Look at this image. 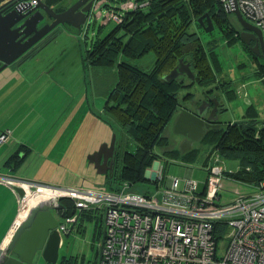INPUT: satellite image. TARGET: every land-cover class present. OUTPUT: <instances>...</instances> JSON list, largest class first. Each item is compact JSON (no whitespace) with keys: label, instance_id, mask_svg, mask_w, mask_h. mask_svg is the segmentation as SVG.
<instances>
[{"label":"rangeland","instance_id":"374dc122","mask_svg":"<svg viewBox=\"0 0 264 264\" xmlns=\"http://www.w3.org/2000/svg\"><path fill=\"white\" fill-rule=\"evenodd\" d=\"M75 1L66 0L65 6ZM137 1L139 0H103L95 8L93 18L81 31L67 25L57 27L38 44L36 51L21 59L19 68L18 64L12 65L0 74V77L8 76L12 81V88H15L11 91L14 97L7 100H1L0 97V109L4 104L0 114V130H10V127L19 130L27 137L28 146L34 149L32 152L30 147L24 148L21 153L23 163L18 170L20 177H15L58 187L111 190L107 177L98 174L94 165L89 163V156L99 150L102 142L109 139V142L112 141V132L117 133L120 139L123 138L122 129L110 121L104 110L110 93L118 83L121 56L115 63L101 66L97 63V58L92 61L89 55L96 49L98 42L107 39L118 27L113 13L123 14L127 12L124 10L126 6ZM137 5L138 9H145L149 4ZM230 18L237 21L233 15ZM189 31L198 33L206 50L213 52L218 59V81L206 87L196 84L183 89L179 95V110H190L206 97H217L227 109L219 114L223 126L243 121L251 109L250 105H253V116L259 120L264 119V72L261 68L264 67V57L250 52L241 38L229 44L225 27L224 31L216 27L214 31L205 32L195 21ZM124 61L143 71H149L155 64L156 56L150 52L141 58ZM209 91V95H206L205 92ZM189 93L194 95L193 102L184 101ZM175 122L174 118L164 132L168 144L156 149L160 158L148 169L152 170L158 163L164 166V182L158 187L153 180H148L133 187V192L155 195L171 178H178L180 189L183 190L188 171H193L192 179L198 182L199 192L205 187L209 176L205 164L212 147L209 144L200 146L197 142L195 147L200 146L202 151L193 160H184L180 155L167 157V152L182 153L185 144L184 136L175 131ZM111 125L115 130H112ZM124 141L125 150L135 152L136 144L125 138ZM1 146L0 156L3 154ZM211 164H215V160L207 163ZM219 165L225 166L229 173L222 184L223 202H232L256 191L254 186L233 178V173L240 168L238 159L221 156ZM54 215L61 224L76 222L78 219L77 215L64 218L57 211H54ZM84 221L82 233L73 232L68 238H64L59 261L64 256L71 255L76 259V264H100L101 218L97 220L84 217ZM217 247L218 257L222 258L228 243L220 240ZM35 264H46L40 253Z\"/></svg>","mask_w":264,"mask_h":264},{"label":"trees","instance_id":"16d2710c","mask_svg":"<svg viewBox=\"0 0 264 264\" xmlns=\"http://www.w3.org/2000/svg\"><path fill=\"white\" fill-rule=\"evenodd\" d=\"M45 2L62 10L61 5L63 6L66 0ZM137 2L149 5L145 9L117 13L122 18V23H117L115 31L104 41L98 42L96 49L89 55L92 61L97 58V63L101 66L113 64L121 56L118 64V83L110 93L104 108L110 121L118 125L123 133V138H119L118 141L116 170L112 175L106 176L111 190H118L125 183L135 187L148 181L146 179L148 169L160 158L156 149L168 144L164 132L181 112L180 92L196 84L206 87L218 81L216 73L218 59L213 52L209 53L206 50L198 33L189 31L193 23L197 21V25L200 26L198 20L208 14L215 29L218 27L224 31V27L226 28L224 32L229 44L240 39L239 23L230 18L235 15L228 13L219 0ZM244 46L246 47L245 44ZM150 52L155 54L156 61L149 71H143L124 61L141 58ZM180 60L191 66L196 76L195 82L187 77L171 82L164 80V76L170 74L179 65ZM261 68L264 72V67ZM212 91L214 93V90ZM210 92L205 94L209 95ZM193 97L194 95L189 93L184 101H193ZM221 107L219 112L223 114L227 109L222 104ZM250 107L243 121L230 122L226 126L219 122L220 130H207L199 144L200 146L209 144L212 147L210 154L207 155L205 164L207 169L213 165L207 163L214 160V156L236 158L240 162V168L233 173V178L257 188L264 183V119L254 117L253 105ZM111 128L115 130L112 125ZM124 138L136 144L135 152L125 150ZM200 146H193L183 154L174 151L167 152L166 155L171 158L180 155L184 160H193L202 151ZM11 162L15 169L23 163L12 158L7 162V166ZM228 175L226 172L225 179ZM62 204L67 207L65 217H71L74 212L72 204L66 200H63ZM84 217L99 219L92 213H83L79 233L83 232ZM100 218L102 222L99 237L103 238L105 230L103 218L101 216ZM61 260L60 264H76L75 258L64 256Z\"/></svg>","mask_w":264,"mask_h":264},{"label":"built area","instance_id":"2783aa9c","mask_svg":"<svg viewBox=\"0 0 264 264\" xmlns=\"http://www.w3.org/2000/svg\"><path fill=\"white\" fill-rule=\"evenodd\" d=\"M219 1L227 11H234V0ZM236 1L244 18L259 28L264 38V0ZM137 4H129L124 10L135 11ZM113 19L119 24L123 21L116 13ZM10 137L9 132L3 134L0 143ZM220 159L214 156L215 164L207 169L209 176L201 192L192 179L193 171L187 172L183 190L179 179L171 178L155 195L135 193L128 183L118 190L58 187L2 173L0 184L16 193L20 214L29 211L13 232L28 219L36 207L35 203L30 208V203L37 198L49 206L62 207L57 212L64 218L78 216L76 222L59 223L62 246L64 238L79 232L83 213L101 216L105 234L100 264H264V183L250 195L223 202L226 168L219 165ZM146 179L160 187L165 167L158 163L147 171ZM63 200L74 208L71 217H65ZM220 240L228 243L222 258L217 254Z\"/></svg>","mask_w":264,"mask_h":264},{"label":"water","instance_id":"95a60500","mask_svg":"<svg viewBox=\"0 0 264 264\" xmlns=\"http://www.w3.org/2000/svg\"><path fill=\"white\" fill-rule=\"evenodd\" d=\"M94 1L79 0L65 11L57 13L44 0H0V74L18 62L57 27L67 25L81 31L83 26L92 18ZM234 2V11L228 10V13L234 14L244 29V32L240 34L241 41L250 46L256 56L264 57L262 31L244 18L237 6V1L234 0ZM44 13L52 18L53 22L40 27L45 20ZM198 24L205 32L215 30L213 21L208 14L201 17ZM252 42H257L254 48L251 46ZM259 45H261V51ZM181 77H187L193 82L196 81L191 66L185 64L183 60H180L179 65L170 74L164 76V80L171 82ZM204 103L196 112L182 109L176 118V133L187 137L190 144L189 148H182V153L191 149L194 143L200 142L207 130H220L221 128V125L218 124L220 102L213 99L211 102L204 101ZM212 104L214 108L210 112ZM114 139L109 149L112 151L110 156H104L102 147L98 152L89 156L90 164L95 166L100 175L112 171V166H108L107 163L108 159L114 155ZM96 158L97 160H95ZM102 161L103 167L107 166L105 171L100 170ZM19 192L22 195L20 190ZM60 209L62 207L49 206L45 200L37 198L36 207L28 219L12 235L6 247L0 248V264H35V259L39 253L46 264H58L62 237L57 230L59 222L54 211Z\"/></svg>","mask_w":264,"mask_h":264},{"label":"crops","instance_id":"0c3cea01","mask_svg":"<svg viewBox=\"0 0 264 264\" xmlns=\"http://www.w3.org/2000/svg\"><path fill=\"white\" fill-rule=\"evenodd\" d=\"M17 67H20V63L17 65ZM23 74H25L24 71ZM0 82L1 100H7L14 97V95L11 94V91H13L15 88H12V81L10 80V78L8 76H2L0 77ZM27 82L30 83L29 81ZM214 99L216 98L214 97ZM217 100L219 101V98H217ZM1 109H4V104L1 105ZM1 109L0 114H2ZM8 129L10 130H0V136L7 131L11 132L10 140L6 143H0L3 149V154H1L0 156V173L10 174V176L14 175L13 177H20L18 173L19 168L15 169L13 162H11L9 167L7 166V162L12 158L16 161H22L23 156L21 155V153L24 148L30 147L32 149V152L34 151V149L31 146H28L29 143L27 142V137H25L23 133L19 132V130H13L12 127ZM25 211L21 212L20 214V201L18 196L7 185L0 184V248L2 247L4 249L8 243V240H10L12 238V235L17 232H13V229L15 225L17 226L16 222L21 219Z\"/></svg>","mask_w":264,"mask_h":264},{"label":"flooded vegetation","instance_id":"af4514ba","mask_svg":"<svg viewBox=\"0 0 264 264\" xmlns=\"http://www.w3.org/2000/svg\"><path fill=\"white\" fill-rule=\"evenodd\" d=\"M8 1H10V0H8ZM27 1H31V0H27ZM79 0H76L73 4H70V5H68V6H65V4L62 6L61 5V7L63 8L62 10H60L61 8H58V7H53V6H51L50 5V7L54 10V11H56L57 13H61V12H63V11H65L66 9H68V8H70L71 6H73L76 2H78ZM103 0H95L94 1V4H93V8H92V18H93V16L95 15L94 14V11H95V8L99 5V3L100 2H102ZM44 2H45V0H44ZM46 3V2H45ZM47 4V3H46ZM48 5V4H47ZM66 7V8H65ZM109 11H111V10H109ZM44 17H45V20H44V22L40 25V27H42L43 25H45L46 23H48V24H51L52 22H53V19L52 18H50L48 15H46L45 13H44ZM238 27H239V29H238V33H239V35L241 34V33H243L244 32V29L241 27V25L239 24L238 25ZM236 29V28H235ZM46 38V37H45ZM44 38V39H45ZM246 38H251V37H246ZM43 39V40H44ZM43 40H41L40 42H42ZM40 42L38 43V44H40ZM38 44L35 46V47H33L29 52H27L26 54H28V55H30V53H32V51H36L37 49H38ZM257 44V42H252V44H251V46L254 48L255 47V45ZM246 45V44H245ZM259 47H260V51H261V45H259ZM246 48H248V49H250L249 51H251V52H253L252 51V48L250 47V46H248V45H246ZM25 54V55H26ZM24 55V56H25ZM27 55V56H28ZM23 56V57H24ZM26 56V57H27ZM22 57V58H23ZM21 58V59H22ZM21 59L19 60V61H21ZM18 61V62H19ZM15 64H18L17 62L15 63ZM214 99V97H211V98H209V99H207V98H205L204 100H202L201 102H199V103H197V104H194V107L193 108H191L190 110L191 111H193V112H196V110L197 109H200L201 107H202V105L203 104H205L204 103V101H208V102H211L212 100ZM190 102H193V101H190ZM214 108V105L212 104V106H211V108H210V112H211V110ZM222 107L220 106V109H221ZM220 122V121H219ZM219 122H218V124H219ZM10 133L11 134V132L10 131H7V132H5V133H3V134H6V133ZM2 134V135H3ZM1 135V136H2ZM112 135H114L113 136V138H115L114 140H115V143H114V152H113V157H111V158H109L108 159V163H107V165L108 166H112V171H108L107 172V174H105V176H109V175H112L114 172H115V167H116V158H117V148H118V141H119V137H118V135H117V133H114V132H112ZM0 136V137H1ZM11 138V137H10ZM184 138H185V144H184V148L185 149H187V148H189L190 147V144H189V139L187 138V137H185L184 136ZM10 140V139H9ZM8 140V141H9ZM110 140V139H109ZM109 140H106L105 142H102L101 144V147L103 148V151H104V156H110L111 155V153H112V151H110L109 149L111 148V145H112V142H113V139H112V141L111 142H109ZM7 141V142H8ZM6 143V142H5ZM196 145V143H194L193 145H192V147L193 146H195ZM106 146H107V148H106ZM100 147V148H101ZM191 147V148H192ZM100 148H99V150H100ZM99 150H97V151H95V152H92V154H94V153H96V152H98ZM190 150V149H189ZM189 150H186V152L187 151H189ZM95 160H97V158L95 159ZM90 163V162H89ZM91 165H93V164H91ZM101 168H100V170L101 171H105L106 170V168H107V166H105V167H103V161H102V163H101ZM95 167V166H94ZM3 174V173H2ZM5 175H7V174H5ZM8 175H10V174H8ZM11 177H13V176H11ZM17 178V177H16ZM22 179V178H21ZM41 183V182H40ZM20 221H21V219H19V221L17 222V225L20 223ZM71 256V255H70ZM69 256V258H71V259H73L74 257H70ZM66 258H68V257H66ZM62 261V260H61ZM61 261H59V263L58 264H60V262Z\"/></svg>","mask_w":264,"mask_h":264},{"label":"bare ground","instance_id":"6f19581e","mask_svg":"<svg viewBox=\"0 0 264 264\" xmlns=\"http://www.w3.org/2000/svg\"><path fill=\"white\" fill-rule=\"evenodd\" d=\"M35 203H36V202L32 200L31 203H30V208H31L32 206H35V205H34ZM28 214H29V211L26 210V211L24 212L23 216L21 217V220L24 219V218H26ZM19 224H20V223H19ZM19 224H18V225H19ZM18 225H17V226H18ZM8 243H9V240H8ZM8 243H7V244H8Z\"/></svg>","mask_w":264,"mask_h":264},{"label":"clouds","instance_id":"9594fccd","mask_svg":"<svg viewBox=\"0 0 264 264\" xmlns=\"http://www.w3.org/2000/svg\"><path fill=\"white\" fill-rule=\"evenodd\" d=\"M67 257V256H66Z\"/></svg>","mask_w":264,"mask_h":264}]
</instances>
